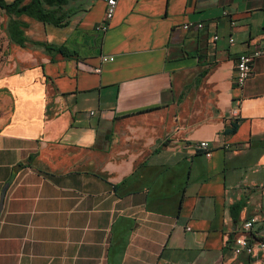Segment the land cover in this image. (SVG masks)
I'll list each match as a JSON object with an SVG mask.
<instances>
[{
	"label": "crops",
	"instance_id": "crops-1",
	"mask_svg": "<svg viewBox=\"0 0 264 264\" xmlns=\"http://www.w3.org/2000/svg\"><path fill=\"white\" fill-rule=\"evenodd\" d=\"M105 11L23 18L0 75V264H263L234 244L264 238V57L235 83L237 57L264 46V0Z\"/></svg>",
	"mask_w": 264,
	"mask_h": 264
},
{
	"label": "trees",
	"instance_id": "trees-1",
	"mask_svg": "<svg viewBox=\"0 0 264 264\" xmlns=\"http://www.w3.org/2000/svg\"><path fill=\"white\" fill-rule=\"evenodd\" d=\"M70 0H13L7 2L0 0V11L7 17L4 26L5 33L10 43L23 46L26 42V30L28 24L23 20L24 17L31 18L45 25L59 27L64 25L61 15L64 6ZM63 52V50H60ZM237 122L233 123L232 130L237 127ZM230 130H226L229 134Z\"/></svg>",
	"mask_w": 264,
	"mask_h": 264
},
{
	"label": "built area",
	"instance_id": "built-area-1",
	"mask_svg": "<svg viewBox=\"0 0 264 264\" xmlns=\"http://www.w3.org/2000/svg\"><path fill=\"white\" fill-rule=\"evenodd\" d=\"M106 4V11H105V19L107 21H111L115 15L116 7L118 0H102ZM225 16H228V13L226 11L223 12ZM235 23L232 22V25ZM192 24L188 23L184 25V29H188ZM197 28L199 30H204L206 25L202 22L196 24ZM100 29L102 31H106L108 29V25L102 24L100 25ZM218 36H214V40H217ZM234 39L230 38V43H233ZM264 57V46L256 48L250 52H245L240 54L236 59V77H235V83L239 87H243L249 77L252 74V65L253 62L258 59ZM114 60L113 57H103L102 61L105 63L107 61ZM101 69L99 68L97 72H100ZM234 114L237 115V112L234 111ZM208 143L202 142L200 143V147L202 149L207 150V155H209L210 151L208 150ZM257 223V219H251L248 221H245L242 224V230L244 232H249L253 229L254 225ZM234 251L237 254H240L241 252H246L250 255H262V262L264 264V238L259 240L256 243H252L247 237L241 236L239 237L234 244Z\"/></svg>",
	"mask_w": 264,
	"mask_h": 264
},
{
	"label": "rangeland",
	"instance_id": "rangeland-1",
	"mask_svg": "<svg viewBox=\"0 0 264 264\" xmlns=\"http://www.w3.org/2000/svg\"><path fill=\"white\" fill-rule=\"evenodd\" d=\"M7 2H12L13 0H6ZM7 17L0 11V75L9 73L10 65L13 58L14 45L10 43L4 30L6 25ZM4 98L0 99L1 105H4ZM5 110L0 112L1 118H5Z\"/></svg>",
	"mask_w": 264,
	"mask_h": 264
},
{
	"label": "water",
	"instance_id": "water-1",
	"mask_svg": "<svg viewBox=\"0 0 264 264\" xmlns=\"http://www.w3.org/2000/svg\"><path fill=\"white\" fill-rule=\"evenodd\" d=\"M7 189H8V185H6L4 187L3 192H2L1 202H0V214H1V211L3 209V204H4V199H5V195H6Z\"/></svg>",
	"mask_w": 264,
	"mask_h": 264
}]
</instances>
